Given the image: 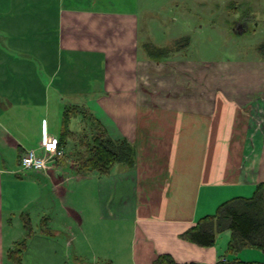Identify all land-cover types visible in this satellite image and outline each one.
Returning <instances> with one entry per match:
<instances>
[{
  "label": "crops",
  "instance_id": "0c3cea01",
  "mask_svg": "<svg viewBox=\"0 0 264 264\" xmlns=\"http://www.w3.org/2000/svg\"><path fill=\"white\" fill-rule=\"evenodd\" d=\"M140 14L139 0H0V264H11L8 252L24 237L22 264H68L71 255L75 264H153L161 254L180 264H264L259 249L230 252V230L208 246L182 237L264 181V58L196 64L178 45L156 60L141 41ZM143 75L163 94L152 99ZM72 105L128 140L135 166L94 174L89 188L93 176L64 158L21 171L24 151L44 153V132L59 138ZM73 118L69 129L82 131L81 115ZM249 123L257 124L247 144ZM55 205L56 224L46 221Z\"/></svg>",
  "mask_w": 264,
  "mask_h": 264
},
{
  "label": "rangeland",
  "instance_id": "374dc122",
  "mask_svg": "<svg viewBox=\"0 0 264 264\" xmlns=\"http://www.w3.org/2000/svg\"><path fill=\"white\" fill-rule=\"evenodd\" d=\"M139 3L141 41L150 42V45L144 46L145 50L151 54L154 53L152 48H158L153 47L154 45L166 46L162 47L163 53L158 54L160 57L156 60H164L166 55L178 45L181 53L179 57L196 64L215 65L219 62L221 66H224L230 65L228 63L231 62L251 60L261 56L259 47L264 44V0H139ZM145 36L147 39L143 40ZM152 65L156 67L159 64L151 62ZM198 67L201 68V65ZM182 70L186 72L184 67ZM149 79L152 82L151 98L155 99L163 92L161 89V91L157 90L153 84L154 79L146 75L141 76L143 81L141 83L147 85L150 83ZM184 83L183 81L182 84ZM171 88L169 86L168 89ZM165 98L168 99V95ZM159 99L160 97L157 101ZM75 121L77 119L73 118L69 122L73 129L77 128ZM249 124V130L253 133L248 137L247 144L255 140L254 127L257 123ZM71 166L73 167L72 163ZM88 175L93 176L84 184L89 188L96 184V179L94 174ZM44 194L49 198L47 192ZM56 205L48 207L47 222V219L55 224L59 222L60 217L57 215ZM30 210L36 211L34 206L33 208L31 206ZM72 254H74L73 250ZM73 258L74 255L69 257L68 264H75Z\"/></svg>",
  "mask_w": 264,
  "mask_h": 264
},
{
  "label": "trees",
  "instance_id": "16d2710c",
  "mask_svg": "<svg viewBox=\"0 0 264 264\" xmlns=\"http://www.w3.org/2000/svg\"><path fill=\"white\" fill-rule=\"evenodd\" d=\"M152 49L154 53H151V57L155 59L160 57L158 54L163 53V49ZM259 51L264 58V44L259 47ZM76 115L83 118L84 128L80 132L72 131L68 127L70 119ZM61 125L58 145L64 149L62 158L72 163L73 172L76 174H95L102 178L109 176L111 168L116 164L128 168L135 166L136 153L132 144L126 139L112 138L104 125L86 107H65ZM22 219L28 236L32 232L29 218L24 214ZM224 230L231 232L228 248L233 254H238L243 248H255L264 253V181L256 186L251 196L233 197L222 202L214 214L200 218L195 225L183 232L182 237L197 245L208 246L213 243L215 233ZM25 246V237L14 242L7 256L11 264H22ZM153 264L180 263H176L167 254H161L155 258ZM219 264L258 263L233 258Z\"/></svg>",
  "mask_w": 264,
  "mask_h": 264
},
{
  "label": "built area",
  "instance_id": "2783aa9c",
  "mask_svg": "<svg viewBox=\"0 0 264 264\" xmlns=\"http://www.w3.org/2000/svg\"><path fill=\"white\" fill-rule=\"evenodd\" d=\"M41 148L44 150L42 155L36 153L34 149H28L20 157L19 168L21 171L31 170L34 172L43 171L49 168L50 164H54L63 157L64 149L59 147L57 139L42 134Z\"/></svg>",
  "mask_w": 264,
  "mask_h": 264
}]
</instances>
